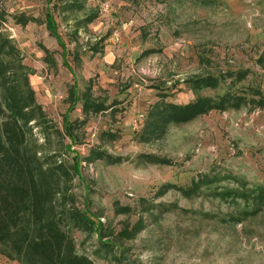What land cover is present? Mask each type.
I'll return each instance as SVG.
<instances>
[{"label": "rangeland", "instance_id": "obj_1", "mask_svg": "<svg viewBox=\"0 0 264 264\" xmlns=\"http://www.w3.org/2000/svg\"><path fill=\"white\" fill-rule=\"evenodd\" d=\"M22 12L35 20L21 26L13 16ZM0 14V32L57 127L74 81L79 93L90 81L108 105L77 127L73 151L60 155L72 165L79 154L63 204L87 221L68 229L79 253L96 264H264V202L216 194L264 188V108L214 109L141 137L153 103L195 100V77L225 76L201 96L264 94V0H0ZM240 70L246 76L233 83L227 75ZM82 118L77 103L69 120ZM90 149L103 155L88 162ZM203 177L195 192L182 191ZM136 222L139 231L120 235Z\"/></svg>", "mask_w": 264, "mask_h": 264}, {"label": "trees", "instance_id": "obj_2", "mask_svg": "<svg viewBox=\"0 0 264 264\" xmlns=\"http://www.w3.org/2000/svg\"><path fill=\"white\" fill-rule=\"evenodd\" d=\"M13 17L21 26L35 20L23 12ZM1 18L2 14L0 20H3ZM83 20L91 21L93 16ZM76 21L80 24L79 20ZM54 23L52 14L46 13L45 24L49 34L55 37L64 50ZM44 51L47 57L48 51ZM15 57L16 49L0 32V255L17 260L20 264H96L88 255L76 250L75 241L68 230L71 223L86 226L84 215L63 205L68 197L71 170L76 174L79 170V154L74 151L72 165H66L60 155L64 154L63 151H73V144L78 142L75 132L77 127L83 125L91 113L105 110L108 105L105 100L92 94L90 81L81 93L74 81L68 87V106L60 129L36 101L28 68ZM74 58L80 61L78 54ZM246 72L240 70L227 76L233 77V83H236L246 76ZM224 78L206 74L190 79L191 88L197 94L192 102L177 104L160 99L153 103L147 111L141 137L147 139L160 133L170 122L188 121L214 109L238 108L242 103L264 108V94L259 91H254L258 95L256 98H247L231 91L216 97L198 95L202 89H217ZM77 103L81 104L83 118L70 121L69 112ZM37 131L42 134L43 143L38 142ZM102 155L90 149L86 160L91 162ZM156 161L163 162L164 159L156 158ZM203 182L204 177L197 179L190 188L182 191L195 192ZM250 192L224 188L216 194L224 199H236L239 196L247 198L254 194L253 200L264 202V188ZM139 222L131 228L125 224L120 229V235H134L141 229ZM94 230L103 234L100 225ZM108 244L103 243L107 249L111 246Z\"/></svg>", "mask_w": 264, "mask_h": 264}, {"label": "crops", "instance_id": "obj_3", "mask_svg": "<svg viewBox=\"0 0 264 264\" xmlns=\"http://www.w3.org/2000/svg\"><path fill=\"white\" fill-rule=\"evenodd\" d=\"M36 98V97H35ZM37 101V100H36ZM38 102V101H37ZM39 103V102H38ZM40 104V103H39ZM43 107V106H42ZM44 109V108H43ZM82 113V112H81ZM2 255H0L1 257ZM5 258L4 264H18L16 261L11 260L9 258H7L6 256H3Z\"/></svg>", "mask_w": 264, "mask_h": 264}]
</instances>
